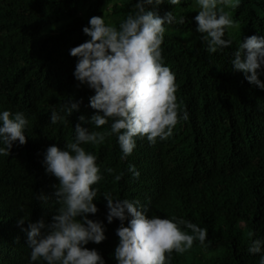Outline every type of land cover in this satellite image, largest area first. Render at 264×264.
I'll return each instance as SVG.
<instances>
[{
  "label": "trees",
  "instance_id": "1",
  "mask_svg": "<svg viewBox=\"0 0 264 264\" xmlns=\"http://www.w3.org/2000/svg\"><path fill=\"white\" fill-rule=\"evenodd\" d=\"M135 3L0 0V112L23 111L29 120L27 143L0 155V264H29L31 249L22 228L41 218L51 222L60 207L55 197L38 199L40 193L52 196L58 184L43 164L47 147H64L74 139L76 123L90 130L110 127L97 129L79 120L95 111L89 105L94 90L78 86L73 76L77 58L70 49L89 39L82 29L91 16L103 15L118 27L135 12ZM149 7L160 15L171 10L185 17L183 24L166 25L162 47L164 64L175 73L177 102L181 110L186 106L189 119L155 144L138 137L127 159H121L115 135L103 144L82 145L98 156L104 176L95 185L98 212L89 218L103 221L107 236L86 247L97 248L106 264H116L112 253L119 242V220L107 221L103 197L110 192L114 198L139 199L150 216L182 217L207 227L205 243L196 240L187 251H174L170 264H259L260 254L248 249L253 239L264 238V89L233 71L230 61L241 41L264 35V0H242L238 8L225 9L238 26L225 33L233 44L216 53L206 50L196 31V0H181L180 5L165 0ZM72 97L82 99L79 111L66 123H50L51 111H60ZM133 164L139 178L128 171ZM119 172L124 176L116 181ZM20 217L23 226L17 224Z\"/></svg>",
  "mask_w": 264,
  "mask_h": 264
},
{
  "label": "clouds",
  "instance_id": "2",
  "mask_svg": "<svg viewBox=\"0 0 264 264\" xmlns=\"http://www.w3.org/2000/svg\"><path fill=\"white\" fill-rule=\"evenodd\" d=\"M164 2L136 0L135 12L121 20L118 27L106 23L103 15L91 16L82 29L89 39L70 49V55L77 58L73 76L78 86L94 90L89 105L95 111L87 118L80 115L79 120L97 129L110 127L90 130L76 123L74 139L64 147L52 144L45 150V170L57 178L58 184L52 196L40 193L38 199L55 197L60 207L51 222L41 218L22 228L31 249L29 264H106L97 248L86 247L90 242L100 244L107 236L104 222L89 218V214L98 212L94 200L99 189L95 185L104 176L97 164L98 156L82 145L103 144L107 137L115 135L121 159H127L138 137L155 144L157 139L170 137L181 120L189 119L186 106L181 110L177 102L175 73L164 64L162 47L166 25L183 24L185 17H177L171 10L160 15L149 7ZM167 3L180 5L181 0ZM241 3L242 0H196L198 11L193 19L208 52L216 53L233 44L225 33L238 23L225 9L238 8ZM230 63L233 71L242 72L250 84L264 89V80L260 79L264 75V35L253 34L241 41ZM81 103L82 99L72 97L60 111L53 109L50 123H66L79 111ZM28 124L23 111L0 112V155H10L14 145L27 143ZM106 171L113 173L115 169ZM128 171L139 178L140 171L134 164ZM123 176L119 172L114 178L120 181ZM103 197L107 201V221L119 220L115 230L119 242L112 253L116 264H170L174 251L183 253L196 240L201 244L207 240V227L191 220L150 216L147 205L139 199L114 198L110 192ZM24 222L23 217L17 219L19 226ZM248 250L260 254L259 264H264V238L253 239Z\"/></svg>",
  "mask_w": 264,
  "mask_h": 264
}]
</instances>
